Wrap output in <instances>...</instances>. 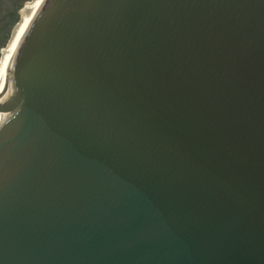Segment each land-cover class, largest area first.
<instances>
[{
	"label": "water",
	"instance_id": "obj_1",
	"mask_svg": "<svg viewBox=\"0 0 264 264\" xmlns=\"http://www.w3.org/2000/svg\"><path fill=\"white\" fill-rule=\"evenodd\" d=\"M0 112V264H264V0H43Z\"/></svg>",
	"mask_w": 264,
	"mask_h": 264
},
{
	"label": "flooded vegetation",
	"instance_id": "obj_2",
	"mask_svg": "<svg viewBox=\"0 0 264 264\" xmlns=\"http://www.w3.org/2000/svg\"><path fill=\"white\" fill-rule=\"evenodd\" d=\"M40 0H0V82L3 65L14 51L20 24L30 17Z\"/></svg>",
	"mask_w": 264,
	"mask_h": 264
},
{
	"label": "bare ground",
	"instance_id": "obj_3",
	"mask_svg": "<svg viewBox=\"0 0 264 264\" xmlns=\"http://www.w3.org/2000/svg\"><path fill=\"white\" fill-rule=\"evenodd\" d=\"M43 0H40L37 8L31 13L30 17L28 18V20L22 22L18 28V33H19V38H18V41L15 45V48H14V51L12 52V54L6 59V61L4 62V65H3V72H4V75L2 77V80L0 82V94H2V92L4 91V88L6 86V82L8 80V75H9V71H10V68H11V64L13 62V59H14V56H15V52H16V49H17V46L22 38V35L24 34L34 12H36V10L38 9V7L40 6V4L42 3ZM3 113L0 112V123L3 119Z\"/></svg>",
	"mask_w": 264,
	"mask_h": 264
}]
</instances>
